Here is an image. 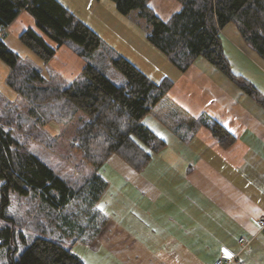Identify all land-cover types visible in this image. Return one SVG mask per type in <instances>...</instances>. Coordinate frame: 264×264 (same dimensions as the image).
Here are the masks:
<instances>
[{
	"label": "trees",
	"instance_id": "1",
	"mask_svg": "<svg viewBox=\"0 0 264 264\" xmlns=\"http://www.w3.org/2000/svg\"><path fill=\"white\" fill-rule=\"evenodd\" d=\"M112 1L122 14L138 11L139 17L151 28L148 41L179 71H185L196 58L203 57L264 108V97L256 87L232 72L220 33L224 25L233 23L245 43L264 59V0H178L180 9L167 20L153 11L148 0ZM21 10L33 15L37 27L57 47L70 42L85 59L94 54L98 64L86 62L79 75L66 87L59 88L7 46L3 36L0 37V59L9 67L5 82L28 105L25 121L15 126L22 131L27 126L26 136L29 133L34 136L35 127L67 124L81 112L85 118L74 131L70 149L85 164L94 167L70 178L57 174L28 148L21 136L11 131L16 120L13 111L17 108L0 93L4 104L0 109V218L13 222L5 209L9 193L16 192L18 199L24 196L26 209L34 199L40 208H52L54 215L48 217L58 216L71 231H95L101 214L94 205L107 185L98 169L108 156L117 154L140 171L149 163L152 154L165 146L164 141L142 123V118L146 114L153 115L188 142L204 124L206 116H194L173 99L169 94L172 79L164 77L154 81L112 49L105 47L103 53H95L102 45L99 35L58 0H0V30L5 29ZM18 38L45 63L55 53V49L32 28L23 30ZM107 60L124 76V84L116 85L107 77ZM211 131L224 146L235 140L219 123H214ZM73 205L75 212L61 213L63 207ZM80 220L89 225H82ZM15 236L13 225H0V248L5 247L10 257L7 264H85L59 241L42 236L26 239L20 235L25 247L19 258L13 259Z\"/></svg>",
	"mask_w": 264,
	"mask_h": 264
},
{
	"label": "crops",
	"instance_id": "2",
	"mask_svg": "<svg viewBox=\"0 0 264 264\" xmlns=\"http://www.w3.org/2000/svg\"><path fill=\"white\" fill-rule=\"evenodd\" d=\"M19 16L5 28L3 41L35 63L36 54L18 36L36 26L17 27ZM220 33L251 72L239 71L242 65L230 59L234 74L251 82L264 97V59L245 43L233 23ZM0 69L1 93L11 100L20 98L5 82L9 67L1 59ZM177 77L187 79L184 91L196 88L200 96H192L184 107L191 110V106L190 113L205 115L206 121L186 142L146 114L142 123L165 146L140 171L117 154L108 156L98 169L107 185L94 205L104 224L95 231H68L70 245L57 240L85 264H93L90 258L100 264H213L222 246L237 254L238 264H264V229L256 222L264 216V108L203 57ZM214 123L224 126L235 140L228 146L220 144L211 131ZM240 239L247 244L243 246Z\"/></svg>",
	"mask_w": 264,
	"mask_h": 264
},
{
	"label": "rangeland",
	"instance_id": "3",
	"mask_svg": "<svg viewBox=\"0 0 264 264\" xmlns=\"http://www.w3.org/2000/svg\"><path fill=\"white\" fill-rule=\"evenodd\" d=\"M59 1L74 16L84 22L99 35L102 45L95 53H101L103 50H105V47L112 49L116 54L123 55L129 59L152 80L159 81L160 79L167 77L172 79L173 82L176 81L175 85H172L173 87L170 88L169 94L182 106H185L187 102L191 103L192 96L195 99L200 98L196 88L191 87L189 92L182 89L184 88L187 79L183 80L181 77V79L178 78L177 75L179 70L163 53L158 51L148 41L147 34L150 33L151 28L143 18L139 17L138 11L137 13L135 10L128 14H122L117 9L115 2L112 0ZM148 5L163 20H167L173 13L180 9V3L178 0H148ZM22 11L20 12L21 17L19 16L20 19L15 25L17 27H20L24 24L26 26L35 25V31L42 35L43 38L55 49V53L47 63H45L39 56L36 55L38 57H36V62H39V67L35 64L36 62L34 63L31 59L26 58L25 61L38 69L45 77H50L51 80L49 79V81L55 86L60 88L62 87L61 84L63 85L70 83L77 75H79L86 62H94L98 64L95 61L94 54L90 56V59H85L76 52L75 46L70 42L63 43L57 47L56 43L47 35H45L40 28L37 27L33 15L26 10ZM24 30H26V28ZM221 38L224 49L229 56L224 51L225 55L228 58L230 57L228 60H236L238 64L242 65V67L239 68V71L244 73L248 72V75H250L251 72L247 70L246 67H244L243 61H241V59L238 57V54L235 52V49L232 47V45L228 44L224 33H221ZM236 48L240 50V48ZM109 63L110 60H107V77L116 85L123 84V82H125L124 76ZM99 64L102 65V61L100 59ZM238 64H234V67L236 68ZM231 70L233 73H236L232 67ZM60 79L62 80V83L60 82ZM258 81L261 82L262 79H258ZM1 92L2 91L0 90V93ZM4 97L6 96L4 95ZM11 101L15 103L17 108L15 111H13L16 120L14 121V126L10 128L11 131H15L16 135L21 136L20 139L26 141L28 148L40 158H42L45 162H47L57 172V174L66 178H70L71 175H75L76 173L85 171V169L89 170L94 167L85 164L81 160L80 156L70 149V143L74 131L80 125L81 119L85 118L81 112H77L73 120L67 124H60L59 126L49 124L52 127L48 126L47 124V126L45 125L43 128L35 127L33 130L35 135L33 136L31 133H29V135L26 136L25 132L28 129L27 126H25L22 131L15 125L25 121L26 118L24 116V112L26 113L28 107L27 102L25 100H21L20 98L12 99ZM3 106L4 104H2V100H0V109ZM189 107L191 110L186 107L187 110L192 112V107ZM50 141V144L47 143ZM28 205L29 206L26 209L24 196H21L18 199L16 192H10L8 195V204L6 205L5 213L10 218H13V222L10 223L9 220L0 218V225L11 224L15 229L16 236L13 245L14 250L12 252L13 259H18L20 253L25 247L24 241L20 235L25 236L26 239H28L30 236H42L56 240L62 239V243L68 245L71 244V235L67 234L68 231L70 233L71 229H68L65 224H62L58 216L53 219L52 217H48L54 215L51 214L52 208H40L38 202H36L34 199L31 200ZM65 209L63 207L61 213H63V211L67 214L70 212H75L74 205L71 208L65 207ZM100 217L101 218L100 222L98 223V228L104 224L102 215H100ZM80 223L84 226L89 225L85 224L84 220H80ZM262 240L264 241V234ZM9 258L10 257L7 249L5 247H1L0 264H7ZM89 260L93 264H100V261L96 262L93 258H90Z\"/></svg>",
	"mask_w": 264,
	"mask_h": 264
},
{
	"label": "built area",
	"instance_id": "4",
	"mask_svg": "<svg viewBox=\"0 0 264 264\" xmlns=\"http://www.w3.org/2000/svg\"><path fill=\"white\" fill-rule=\"evenodd\" d=\"M5 29L0 30V37L4 36ZM259 228L263 230L264 228V216L260 217L259 219L256 220ZM241 243L243 246L247 244V241H244V239H240ZM238 259H237V254L227 248L226 246H222L220 253L216 260L214 261L213 264H237Z\"/></svg>",
	"mask_w": 264,
	"mask_h": 264
}]
</instances>
